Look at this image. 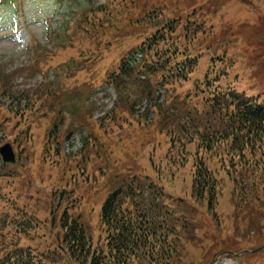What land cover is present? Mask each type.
Masks as SVG:
<instances>
[{
    "label": "rangeland",
    "instance_id": "1",
    "mask_svg": "<svg viewBox=\"0 0 264 264\" xmlns=\"http://www.w3.org/2000/svg\"><path fill=\"white\" fill-rule=\"evenodd\" d=\"M245 2L248 5L242 0H141L128 8L139 7L136 20H142L145 12L151 15L129 31V14L122 0H116L102 17L120 20L126 29L120 25L105 34L97 47L89 44L90 53L101 56L96 66L90 69L78 61L62 64L65 74L41 68L72 61V50L83 53L81 46L72 45L81 40L73 33V24L87 17L91 8L106 6L107 0H23L25 19L10 6L0 5V90L4 91H0V148L11 144L17 155L15 164L5 166L0 160V198L4 195L0 217L8 216L10 230L16 227L11 221L32 222L34 228L23 246L46 255L60 246L63 231L53 217L55 213L60 216L66 205L75 216L83 217L95 242L103 243L102 204L112 191L136 176L166 190L168 207L163 216L158 211L154 215L164 223L161 232L174 230L178 238L170 260L168 255L153 256L131 264H264V162L247 175L248 181H255L251 185L255 195L242 197L234 178L240 180L246 169L229 161L223 145L206 152L199 141L192 143L198 130L195 123L186 120L188 128H183L185 134L181 131L185 121L172 117L175 108L165 110L170 106L165 92L154 90L150 95L148 91L135 103L141 97L138 87L131 85L123 93L116 90L117 94L108 95L110 90L98 93L85 86L93 70L102 74L113 68L139 42L144 25L156 24L150 18L162 22L190 16L200 31L193 47L202 51L204 60L221 45L225 49L220 52L233 58L234 75L222 79V88L245 89L264 99V0ZM192 35L196 36H181V43L186 45L184 39ZM34 37L40 45L35 52L30 50ZM54 48L57 52L52 55ZM206 68L209 64H202L192 79L202 76ZM210 86L218 90L215 81ZM122 96L130 102L115 104ZM194 103L202 110L200 100ZM132 104L136 108L129 113ZM180 139L185 140L179 143ZM201 158L218 178L217 215L208 211L206 201L192 195L193 171ZM168 191L183 202L169 197ZM137 198L140 201L146 195ZM46 264L79 263L63 254Z\"/></svg>",
    "mask_w": 264,
    "mask_h": 264
},
{
    "label": "trees",
    "instance_id": "2",
    "mask_svg": "<svg viewBox=\"0 0 264 264\" xmlns=\"http://www.w3.org/2000/svg\"><path fill=\"white\" fill-rule=\"evenodd\" d=\"M137 1L141 0H122L124 12L129 14L128 18L133 26L127 27L129 31L142 25L151 15L150 12H145L142 20L139 17L137 18L140 20H136L139 7H135L134 10L128 7ZM242 1L245 2V0ZM115 2L116 0H107L106 6H99L102 8L98 10L91 8L87 17H82L73 24V33L81 40L78 45H72L81 46L83 56L82 53L72 50L71 58L76 55L82 58L85 61L83 66H91V69L93 64L95 66L98 64L101 57L90 53L89 44L97 47L105 34L118 27L116 20L112 18L106 20L102 17L103 11L113 7ZM162 14L161 12L160 15ZM154 17L149 21L156 24L144 25L139 42L125 52L113 68L105 70L102 74L93 70L89 77L116 87L119 93L125 92L131 85L136 89L138 87L141 97H137L135 103L148 91L150 95H154V90H163L168 96L166 102L170 103L165 110L175 108L171 112L172 117L185 121L181 131L185 134L183 128H188L186 120L195 123L194 127L198 130L192 143L199 141L198 145L206 152L219 150L223 145L226 147L229 161L236 163L237 167H242L243 170L246 169L245 172L241 170V179L234 178V182L238 188L241 186L240 196L252 197L256 193L251 190V185L254 186L255 181H248L247 175L264 162V154H262L264 151V103L245 96L236 87L227 86L225 90L222 88V79L234 75L231 71L233 58L226 56L225 52H220L225 49L221 45L218 52L215 51L204 60L202 51L193 47L200 31H198L199 24L191 23L190 16H187L188 19L185 20L178 17L172 20L165 19L162 22H157ZM155 25L157 27L153 29ZM181 25H184V28L182 32H178ZM123 27L126 28L125 25ZM189 34L197 35L184 39L187 44L183 45L180 37ZM70 43L69 40L66 46ZM102 44L105 45V42ZM202 64L204 66L209 64L211 72L206 68L202 76L196 75V78L192 79ZM42 66L44 67V64ZM49 66L56 67L58 64L51 63ZM49 66L44 68L49 70ZM219 68L222 70H218ZM214 81L217 91L210 86ZM189 86L192 87L189 88ZM63 90L57 95L62 96ZM0 91L4 93L2 89ZM196 100L201 101L202 110L198 103H194ZM32 101H34L33 98L30 102ZM124 101L130 102L122 96L115 104ZM130 106L129 113L135 110L136 104ZM57 128L55 125L53 130L57 131ZM184 140L180 139L179 143ZM214 155L216 154H212ZM217 180L215 170L206 164L203 158L196 162L193 171L192 195L199 201H206L208 211L212 215H217L215 207ZM126 184L128 185L112 191L102 204L100 223L105 232L103 243L95 242L91 229L83 217L71 213L68 205L60 216L54 214L53 222H58L63 234L61 245L47 255L35 252L32 246L22 244L24 238L28 237L34 228L32 222L21 224L20 220L11 221V224H16V227L10 230L8 216H1L0 264H46L47 261L59 260L63 254H68L79 264H131L133 261L153 256L166 258L167 255V259L170 260V253L175 251L174 241H177L178 236L173 234L174 230L161 232L159 227L164 223L158 222L154 215V212L158 211V216H163V211L168 207L164 203L166 190L158 188L153 183L145 184L137 180L136 176L129 182L126 181L124 185ZM168 193L169 197L183 202V198L179 195H172L169 191ZM143 194L146 195V199L137 201V197ZM3 199L4 195L0 200ZM169 214L166 212L164 216L168 217ZM165 233L168 234L167 238L164 237ZM169 236H173V240H170Z\"/></svg>",
    "mask_w": 264,
    "mask_h": 264
},
{
    "label": "water",
    "instance_id": "3",
    "mask_svg": "<svg viewBox=\"0 0 264 264\" xmlns=\"http://www.w3.org/2000/svg\"><path fill=\"white\" fill-rule=\"evenodd\" d=\"M0 151L6 161H15V154L9 144L3 146Z\"/></svg>",
    "mask_w": 264,
    "mask_h": 264
}]
</instances>
